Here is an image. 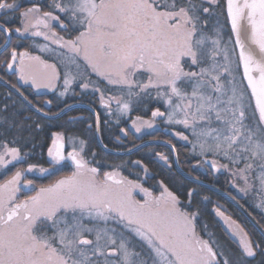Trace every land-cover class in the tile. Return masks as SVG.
I'll list each match as a JSON object with an SVG mask.
<instances>
[{"label": "snow or ice", "instance_id": "6c2138e0", "mask_svg": "<svg viewBox=\"0 0 264 264\" xmlns=\"http://www.w3.org/2000/svg\"><path fill=\"white\" fill-rule=\"evenodd\" d=\"M16 13L20 23L12 27ZM29 37H43L48 43L35 47L57 62L20 50ZM0 56V70L33 89L53 90L60 81V97L74 86L91 89L117 123L125 117L137 133L157 118L183 126L192 139L175 135L203 158L199 166L238 177V190L256 192V207L264 211V0H225L223 6L220 0H32L23 10L18 0H0ZM11 88L41 116L58 115L16 83ZM153 101L163 110L154 108L147 120L131 117L135 107ZM7 108H0L5 170L28 157L22 147L45 127L39 117L7 115ZM49 138L51 163L70 162L71 170L37 184L25 178L37 170L28 164L0 181V264H253L257 256L264 264V240H253L219 207L215 213L236 246L210 235L207 225L198 231L194 189L183 202L163 181L157 191L139 176L124 175L126 161L108 171L94 166L100 162L96 153L86 158L84 140L67 151L72 137L52 131ZM157 156L167 163V156ZM131 166L150 178L140 160Z\"/></svg>", "mask_w": 264, "mask_h": 264}, {"label": "trees", "instance_id": "16d2710c", "mask_svg": "<svg viewBox=\"0 0 264 264\" xmlns=\"http://www.w3.org/2000/svg\"><path fill=\"white\" fill-rule=\"evenodd\" d=\"M20 3V8L23 10L26 7L31 6L32 0H18ZM49 0H40V3L46 5ZM221 6L224 5V0H220ZM221 9H217V14ZM17 18L11 20V26L16 27L19 26L18 13L15 14ZM221 21L224 20L223 16H217ZM229 33V30L226 31V36ZM14 41L16 34H13ZM35 38L29 37L27 40L22 41L20 45V50H24V48H28L29 51L33 52L32 42ZM52 47H54L52 45ZM0 58H3L0 56ZM0 77H3L5 81L9 84L15 83L17 78L11 73H7L5 75L3 70H0ZM59 88V85H57ZM103 86V85H102ZM22 91H24L25 95H27L35 104L41 105L46 111L49 113H58L61 109L71 105L74 102H82L88 105H91L96 109L98 115L100 117V127L99 133L102 143L106 148L109 149H125L135 145L138 140L132 137H123L120 133V128L126 127V124L130 121L126 118H120L119 123H117V117L113 115H106V110L99 103V94L94 93L91 89L87 91H82L78 86H74L73 96L66 97L64 100L57 96L56 92L54 93H38L33 91L30 87L22 86L20 87ZM61 88V87H60ZM63 90V89H62ZM58 91V89H57ZM59 93V91H58ZM111 94V93H106ZM45 100H51L52 104H45ZM152 105L155 103H151ZM4 105H8L7 115H11L13 112H17L18 116L23 117H39L40 121L45 125L43 131L37 132L35 136V140L32 143H29L26 146L22 147V151L28 152V154H36L35 157H32L33 163H40L41 161V152L40 147L45 146L48 143V139L51 135L52 131H63L66 138L72 137L80 140L86 141V154L96 153V161H99L100 164L98 167H101L102 171L110 170L109 166H115L121 164L122 162H128L129 166L124 168L123 174L129 175L132 173L135 176H139L141 174V170L138 167H132L131 161L140 160L143 162L145 166L149 169L150 175L152 176L151 182L147 183V187L157 188V180H162L166 176L169 177L168 182L166 181V186L173 192H175L183 202H187V192L189 189H194L195 193L192 197V209H198L200 211V216L197 221L199 226V231L203 229L204 225H207V228L212 232L216 239L227 244L230 247H235V245L229 240L226 235L224 229L218 222V220L214 217L212 213V207H214V201H219L222 204H226L230 208L233 213V218L240 224V226L250 235V237L254 240H262L259 236L258 232L255 228L250 224V222L229 202H227L223 197L218 194L208 190L207 188L194 184L184 178H181L180 175L169 171L164 175L162 173V169L158 166L157 161L151 157H149L148 153H153L154 148H160L158 144H150L146 147H143L136 152H133L127 156H115L112 154H107L102 152L95 142L93 129H89L87 125L92 122L91 117L88 116L89 112L84 108L75 107L67 112H65L61 117L55 119H47L43 118L33 112H31L21 101L16 97L11 91H9L6 87L0 84V108H3ZM114 106V105H113ZM100 107H102L100 109ZM153 107V106H152ZM155 107V106H154ZM147 107L145 108L143 105L135 107L131 112V117L134 118L137 115L142 117L147 116ZM79 115H85V119H74V117ZM119 137V140H117ZM75 140V143H78ZM36 145L38 150L32 149L31 146ZM60 175V174H59ZM221 190L225 191L223 187H220ZM207 197V199H204ZM248 212L255 218V220L262 226L261 220L256 216L255 212L250 208H247ZM207 229V230H208ZM201 235H204L203 231L200 232ZM261 258L259 256L256 257L253 264H257V262Z\"/></svg>", "mask_w": 264, "mask_h": 264}, {"label": "flooded vegetation", "instance_id": "af4514ba", "mask_svg": "<svg viewBox=\"0 0 264 264\" xmlns=\"http://www.w3.org/2000/svg\"><path fill=\"white\" fill-rule=\"evenodd\" d=\"M228 30H229V33H230L229 26H228ZM225 37L227 38V36H225ZM240 74H241V70H240ZM15 83L19 87H22V86L23 87L24 86L30 87L33 91L38 92V93H42V92H45V93H54L56 91V89H54V90H44V88H41V89H33L30 84L25 85L22 82H20L18 79L16 80ZM75 103H82V102H74L72 104H75ZM151 103H155V104L152 105ZM151 103H148L147 116H144L143 119H146V120L147 119H151V111L154 108H156V107H160L161 110H163V105L162 104H157L155 101H153ZM82 104L88 105L86 103H82ZM88 106L92 107L91 105H88ZM92 108L94 109V107H92ZM101 108L102 107H100V109ZM94 110H95L97 116L99 117L98 112L96 111V109H94ZM106 115H109L107 110H106ZM88 116L91 117L92 122H90V124L87 125V127L89 129H93V134H95L94 117L91 114V112H89V115ZM85 118H86L85 115H79V116L74 117V119H85ZM121 118H125V117H121ZM154 123H155L154 127L152 129H150L147 133H144L141 136H135L134 133L130 129V125H131V120H130L126 124V127H122V128H125L128 131V135L127 136H124L123 133H121V132L120 133H121V135L123 137H132V138L138 140V142L135 145H133V146H131L129 148L122 149V150H120V149H115L114 150V149H109V148L108 149L111 150V151L121 152V151H125V150H128V149L134 148L138 144H140V143H142L144 141H149V140H151V141H155L156 140V141H160V142L169 144L172 148H173V146H175V149L176 150L174 152H175V156H176V161H177V164H178L179 168L182 171H184L185 173H187L191 177H194L196 179H199L201 181H204V182H206V183H208L210 185L216 186L218 188L223 187L225 189L224 192L227 193L232 198L235 197V200L243 208H245L246 210H247V208H250L251 210H253L255 212L256 216L261 220L262 226L257 221L256 222L264 230V219L261 216L262 214H259L257 212V210H255L252 207V205H251V202L250 201H254V200L249 199L248 196L240 197V196H238L235 193V191L233 189V187H234L233 186V184H234L233 179H234V181H236L237 179H235V178L232 179L230 173L226 172L223 169H219L218 171L213 172L211 170V168H210L209 165H204L203 167L199 166L198 161H200L202 163L203 158L200 157V156H198V155H194L193 154V151H192V145L189 144V143H187L186 141L181 140L177 135H175V133H177V132H183L185 135H189V138L192 139V137L190 135V132L187 133V132H185L184 129H180V128H178L175 125L165 124L163 122V120H161L159 118H157ZM99 127H100V117H99ZM50 143H51V141H50V138H49L48 139V143L45 146L40 147V151H42L41 152V155H40L41 156L40 157L41 158V161H39L40 163H36V162L33 163L34 161L31 160V158L32 157H35L36 154H34V155L29 154L28 157L24 161H22L21 163L17 164V163L14 162V165L8 166L7 170L0 169V173H2V174H0V181H2L3 179H6L7 176L11 175V173L16 170V167L26 168L28 166V164L37 165V170H35L32 173H26L25 174V178L32 179L37 184H47V183L51 182V180H54V179L58 178L60 175H63L65 173H67L68 171H70L71 170L70 162H61L60 165H53L51 163V160H50V158L47 155V147L50 145ZM148 145H150V144H148ZM148 145H145L144 147H146ZM158 145H160V148L155 147L154 148L155 149L154 152L151 153V154L148 153L149 154L148 156L151 157V158H153V159H155L157 161V164L162 169V173L164 175H166L167 173L169 174V171L170 170L172 172L180 175L176 171V169H175L174 160H173L174 159V156H173V152L171 151V149L168 146L163 145V144H160V143ZM97 147H98V145H97ZM31 148L34 149V150H36V148H37V150H38V147H36V145L31 146ZM141 148H143V147H141ZM66 150L67 151L72 150V149H70L69 145L67 144V140H66ZM157 153H161L164 156H167L168 157L167 163L165 161L161 160L159 158V156H157ZM85 156H86V158H91L92 154H86V151H85ZM223 162L224 161L221 160V163H223ZM65 164H67L68 166H65ZM142 164H144V163L142 162ZM94 166H98V165H95L94 164ZM39 167L47 168V169H49V171L46 172V173H40L38 171ZM139 169L141 170L140 171L141 174L139 175V177H141V182L144 183L145 187H147L146 185H147L148 182H151L152 176L150 175V172H148L147 176L150 177V178H146L145 179L144 178L145 177V173L143 172V169L142 168H139ZM136 177L137 176H135V175H131L130 176V178H136ZM180 177L183 178L181 175H180ZM168 180H169V177L166 176L165 178H163L162 180H159V181H163L164 184L166 185L167 184L166 181L168 182ZM159 181L157 180V184H158ZM236 183H237V181H236ZM155 190H157V191L159 190V185H158L157 188H155ZM221 191H223V190H221ZM227 202H229V201H227ZM217 207H219L220 210L223 211L226 216L231 217V219H233L235 221H236V219L233 218V213L230 210V208L228 206H226V204L224 205V204H222L219 201H214V207H212V213H213L214 217L218 220V222L220 223V225L222 226V228L224 229V231H225L226 235L228 236L229 240H231V242L236 246V244L238 243V241L229 233L228 229L225 227V223L222 221V218L219 217V216H217L216 213H215V210L214 209L217 208ZM247 212H248V210H247ZM237 224H239V223L237 222ZM197 226H198V224H197ZM198 231H199V226H198ZM208 233L210 235L212 234V232L209 229H208ZM259 236L262 238V240H264V238L260 234H259ZM205 238H207V237H205Z\"/></svg>", "mask_w": 264, "mask_h": 264}, {"label": "water", "instance_id": "95a60500", "mask_svg": "<svg viewBox=\"0 0 264 264\" xmlns=\"http://www.w3.org/2000/svg\"><path fill=\"white\" fill-rule=\"evenodd\" d=\"M224 3H225V0H224ZM229 29H230V25H229ZM241 75H242V72H243V69L241 68ZM4 79L3 81H0V84H2L4 87H6L9 91H11L16 97H18V99H20V101L33 113L41 116L39 113H36L33 108L31 107V105H28L26 104L25 102H23V100L21 99V97L16 93V91L14 89L11 88V84L9 83H4ZM245 84H246V81H245ZM75 107H79V108H84L86 110H88L89 112H91V114L93 115L94 117V124H95V134H94V137H95V141L98 145V147L105 153L107 154H112V155H115V156H127V155H130L132 154L133 152L137 151L138 149H140L141 147H144L145 145H148V144H163V145H166L168 146L171 151L173 152V156H174V165H175V169L176 171L183 177L185 178L186 180L194 183V184H197V185H200V186H203L209 190H212L216 193H218L221 197H223L224 199H226L227 201H229L234 207H236L239 212L245 216V218L250 222V224L255 228V230L264 238V230L263 228L256 222V220L249 214V212H247V210L245 208H243L235 199H233L232 197H230L227 193H225L224 191H221L219 189H217L216 187L204 182V181H201L199 179H196L194 177H191L190 175H188L187 173H185L184 171H182L178 164H177V161H176V156H175V152L172 150V147L169 145V144H166V143H163V142H160V141H144L140 144H138L137 146H135L134 148H131V152H129L128 150H125V151H121V152H118V151H111L109 150L108 148H106L104 146V144L102 143L101 141V138H100V133H99V125H97V114L95 112V110L88 106V105H84L82 103H75V104H71V105H68L66 107H64L63 111H59L58 115H49L48 117H44V116H41L43 118H47V119H55V118H59L61 117L65 112H67L68 110L72 109V108H75Z\"/></svg>", "mask_w": 264, "mask_h": 264}, {"label": "rangeland", "instance_id": "374dc122", "mask_svg": "<svg viewBox=\"0 0 264 264\" xmlns=\"http://www.w3.org/2000/svg\"><path fill=\"white\" fill-rule=\"evenodd\" d=\"M33 38V37H32ZM226 38V37H225ZM45 43H48L47 41H44V39H43V37H35V39L33 40V42H32V46H33V54H36V55H41L42 56V58H44V59H47L50 63H56L57 61H56V58L54 57V55L52 54V53H50V52H44V53H41L40 51H39V49L37 48V47H35V44H45ZM54 46V45H53ZM50 47H52V45H50ZM55 47V46H54ZM57 85H59V88H58V86H57V88H58V91H62V89H63V87H62V81H60V82H58L57 83ZM61 87V88H60ZM57 88H56V94H57V96H59V93H58V91H57ZM44 90H49V89H45L44 88ZM54 90V89H53ZM90 90V89H89ZM50 92V91H49ZM70 96H73V91H69L68 93H66L65 94V96H63V97H60V98H62L63 100L66 98V97H70ZM113 108H115V105L113 106ZM113 116H115V115H113ZM116 117V116H115ZM155 122V121H154ZM154 125H155V123H153V127H154ZM175 126H177L178 128H180V129H184L183 128V126H180V125H175ZM152 127V128H153ZM152 128H142L141 129V132H139V133H137L136 131H135V129H133L132 127H131V125H130V129H131V131L134 133V135L135 136H141V135H143L144 133H147L150 129H152ZM185 130V129H184ZM185 132H189L188 130H185ZM75 140L77 141V139H74L73 138V141H72V143H68L67 142V144L69 145V147H70V149H72V147L73 146H76L77 148L79 147V142L78 143H75ZM226 172H228V171H226ZM228 173H230V172H228ZM230 175H231V173H230ZM231 177H232V179L234 178L232 175H231ZM235 179H237L236 181H237V183H236V181H234V179H233V182H234V184H233V186L234 185H236V186H232L233 187V189H234V191H235V193L238 195V196H240V197H244V196H248V198L249 199H252V200H254V201H250L251 202V205H252V207L255 209V210H257V212L259 213V214H262L261 216H262V218L264 219V211H262L260 208H258V207H256V205L259 203V196H258V194L256 193V192H253V191H250L249 193H247V194H245V193H243V192H240L238 189H239V187H241V186H243V181H241V180H239V178L238 177H235ZM213 186V185H212ZM214 187H216V186H214ZM217 189H219V190H221L220 188H218V187H216ZM209 190V189H208ZM210 191H212V190H210ZM212 192H214V191H212ZM214 193H216V192H214ZM216 194H218V193H216ZM219 195V194H218ZM220 196V195H219ZM222 221L225 223V221L222 219ZM225 227L228 229V231H229V233L231 234V230L229 229V227H228V225L225 223ZM235 238V237H234ZM236 240H237V238H235ZM238 241V240H237Z\"/></svg>", "mask_w": 264, "mask_h": 264}]
</instances>
